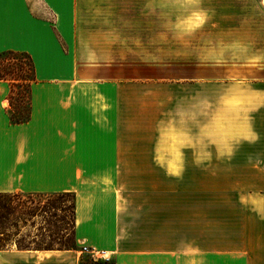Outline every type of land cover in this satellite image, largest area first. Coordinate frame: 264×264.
<instances>
[{
    "label": "crops",
    "instance_id": "obj_1",
    "mask_svg": "<svg viewBox=\"0 0 264 264\" xmlns=\"http://www.w3.org/2000/svg\"><path fill=\"white\" fill-rule=\"evenodd\" d=\"M96 2L125 11L128 0L0 2V54H28L35 68L27 122L11 121V87L0 81V193L73 194L75 241L95 260L264 264V0L253 10L263 13L260 30L241 40V78L198 83L197 135L176 126L174 99H160L173 85L127 80L126 38L81 23ZM208 105L217 109L209 132ZM238 106L247 110L239 127L223 109ZM81 258L0 250V264Z\"/></svg>",
    "mask_w": 264,
    "mask_h": 264
},
{
    "label": "rangeland",
    "instance_id": "obj_2",
    "mask_svg": "<svg viewBox=\"0 0 264 264\" xmlns=\"http://www.w3.org/2000/svg\"><path fill=\"white\" fill-rule=\"evenodd\" d=\"M132 1L128 0L125 11L123 6L120 11H113L112 4L96 2L93 6L89 3L87 10L81 11V23L89 25L88 30L95 36L126 38L127 80L173 85L166 89L168 91L159 90L160 99H174L176 126L197 135L199 108L194 106V101L199 96L198 83H213L231 76L234 80L241 78L238 71L243 69L242 60L246 56V45L241 44V40L260 30L257 21H262L263 13L253 11L255 0H142V4ZM213 90L208 88V100L214 99ZM13 103L23 111L28 110L27 97L18 100L16 95ZM223 109L237 118L238 127L247 118L244 107ZM216 110L209 105L205 109L208 132L214 131ZM183 145L185 141H176V146ZM189 174L191 180H195L198 173ZM213 195V189L208 191V216L213 213L214 205L210 202ZM51 200H2L8 204L9 211L0 212V250H70L79 252L82 257L90 256V250L72 247L75 240L71 198L53 197ZM210 229L213 227L208 228V242L213 236Z\"/></svg>",
    "mask_w": 264,
    "mask_h": 264
},
{
    "label": "trees",
    "instance_id": "obj_3",
    "mask_svg": "<svg viewBox=\"0 0 264 264\" xmlns=\"http://www.w3.org/2000/svg\"><path fill=\"white\" fill-rule=\"evenodd\" d=\"M0 81H6L10 84L11 91L9 100L11 107L14 108L15 112L11 116V121L15 124H20L27 122L30 118L29 106L28 110L23 111L19 106L13 103L14 96L17 95L18 100L21 98H28L32 84L35 81V68L31 57L25 53H18L13 51L3 52L0 54ZM58 197L60 199L65 197L71 198V224H72V234L74 237V195L70 193H59V194H23V193H0V212L2 210L9 211V206L6 202L12 198H25L31 199H45L47 201H52L51 198ZM8 199V200H7ZM54 201V200H53ZM55 202V201H54ZM2 215H0V218ZM4 217V216H3ZM76 241L73 243V249H76ZM80 264H114V261L105 260H95L91 256H83L80 259Z\"/></svg>",
    "mask_w": 264,
    "mask_h": 264
},
{
    "label": "snow or ice",
    "instance_id": "obj_4",
    "mask_svg": "<svg viewBox=\"0 0 264 264\" xmlns=\"http://www.w3.org/2000/svg\"><path fill=\"white\" fill-rule=\"evenodd\" d=\"M0 2H2V0H0Z\"/></svg>",
    "mask_w": 264,
    "mask_h": 264
}]
</instances>
